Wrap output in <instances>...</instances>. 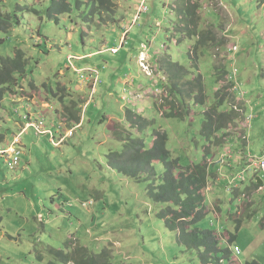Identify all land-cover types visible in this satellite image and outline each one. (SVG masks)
Wrapping results in <instances>:
<instances>
[{"label":"rangeland","instance_id":"rangeland-1","mask_svg":"<svg viewBox=\"0 0 264 264\" xmlns=\"http://www.w3.org/2000/svg\"><path fill=\"white\" fill-rule=\"evenodd\" d=\"M75 1L67 0L70 13L55 20L47 15L51 0H0L10 16V29L0 33V59L13 58L15 50L27 59L25 74L17 77L18 93L0 106V130L6 133L0 149L20 136L17 111L43 119L59 140L55 146L48 136L28 129L19 139V166L8 171L0 161V264H38L37 250L66 251L70 241L95 254L98 264H203L161 219L167 206L149 197L152 182L129 180L110 168L108 155L122 151L109 131L118 125L147 150L156 133L166 134L171 158L182 168L208 165L205 218L198 228L223 240L236 234L231 247L240 255L233 262L264 264V191L254 189L257 179L264 185V175L250 169L243 182L234 181L251 158L264 154V0H190L200 7L201 34L195 38L182 28L176 0H143L142 13L137 12L142 0H112L109 13L87 23L80 16L88 17L87 9L78 10ZM210 31L216 41L198 57L197 41ZM111 48L117 53L112 55ZM173 64L186 69L188 79H175ZM199 80L205 106L185 94ZM171 84L179 85L172 90L190 102L183 119L163 118L169 105L180 109ZM215 97L224 101L220 112L234 111L240 118L222 149L207 148L201 136ZM70 112H80L81 122L70 120ZM128 112L153 126L144 133H137L141 123L129 130ZM246 115L253 119L243 133ZM224 154L226 166L218 167ZM154 169L160 183L165 168L156 164ZM51 260L46 256L43 264Z\"/></svg>","mask_w":264,"mask_h":264},{"label":"trees","instance_id":"trees-1","mask_svg":"<svg viewBox=\"0 0 264 264\" xmlns=\"http://www.w3.org/2000/svg\"><path fill=\"white\" fill-rule=\"evenodd\" d=\"M176 3L177 16L180 19L182 28L189 30V36L194 38L199 37L201 32L199 31L198 25L201 19L198 17L197 13L200 7L192 6V1L190 0H176ZM75 6L78 10L82 7L87 9L88 17L80 15L83 23H87V19H90L92 16L97 15L101 18L102 12L109 13L113 4L112 0H76ZM70 11L71 5L67 0H51L47 9V15L49 18H55V20H57L58 18L56 17L62 14H69ZM9 17V15L3 13L0 7V33H6L10 29ZM183 29L181 31H183ZM213 41H216V35L214 31H210L202 39H198L197 45L194 48L195 54H198L199 57V52L206 49V46L212 44ZM190 58L192 61V54ZM26 62V56L21 50H15L13 58L0 59V106L7 97L10 99V96H14V94L18 93V90L16 91L19 85L17 77L21 78L25 74ZM173 66H175V69H178L175 71V79L179 82L188 79L189 73L186 69L176 64H173ZM97 83L98 76L96 84ZM170 87L172 93L177 96L176 100L178 101L180 109H176L174 104L169 105L164 109V111L167 112V116L163 117L164 119H183L186 115L190 114V102L194 103L196 106L206 105L204 104L206 91L201 80L198 81L191 91L185 93L188 98H192L190 102L184 101L186 97L183 98L182 95H178L172 90L173 87L180 89L181 87L179 85L171 84ZM223 105H225L224 101L220 98L216 100L215 97L212 107L205 113V122L201 130V136L207 142V148H209L210 145L215 149L217 147L222 149V141L225 142V140H228L229 142L231 140V138H228L230 134L229 131L237 125L240 119L239 115H236L234 111L220 112L221 106ZM22 114L23 116H27L26 121H28V117L30 116L29 113L23 112L21 115ZM128 114L126 123L130 126H128V128H130L129 130H135L138 123L143 125L138 128L139 130H137V133L138 131L144 133L153 126V121L144 120L139 116V114H141L140 111L139 114H134L133 112H128ZM13 115L16 117L15 113H13ZM35 116V114L31 116V120H34ZM249 116L250 115L244 116V119H247ZM69 118L70 120L71 118L75 121L79 120L78 116L71 112L69 113ZM41 120L44 121L43 119ZM246 127L244 130L242 129L243 133H245L247 129H250L249 124H247ZM109 131L112 133L113 137H115V140L122 145L121 153L108 155L110 168L129 180L141 182L142 178L146 177L152 182L148 191L149 197L154 203L167 206V209L163 211L160 216L166 227L177 233L179 242L187 249L196 251L199 260L202 261L203 264H226V261H228L229 264H240L232 261L234 254L231 244L234 243L236 234H228L227 237L229 239L226 238L223 240L221 235L214 231L201 230L198 228V224L205 218L204 211L206 209L207 197L204 195V191L208 188L210 174L208 171L209 166L206 164H199L182 168L178 160H173L171 158L170 152L167 149L168 136L166 134L161 135L159 132L156 133L153 147L147 150L142 140L132 139V135L124 125L114 126L113 129L109 127ZM5 136L6 133L1 129L0 144L3 143ZM223 149L225 150V148ZM18 150L21 152L19 147ZM206 153L209 154L208 151H206ZM156 164H161L165 168V173L160 183L157 180L154 169ZM221 164V162L216 163L218 167L223 166ZM231 167L234 168L232 163H230L228 168ZM236 168L237 167L233 169V174H235ZM241 168L245 167L241 166ZM250 172L252 171H243V174L246 175ZM254 173L257 174L256 172ZM225 179L229 180L228 177L223 176V180ZM240 181H242V179ZM230 182L232 185H236L237 183L233 182V180ZM256 183H254V189H260L261 186ZM237 188L238 187L235 186L236 190H238ZM240 228L241 223L238 222L236 232H238ZM224 243H228L230 247L222 246ZM35 256L38 264H43L46 256L52 259L48 264H98L99 260V258L95 254L90 253L86 247L77 246L72 241L66 244V251L49 248L43 251L37 250ZM245 264L259 263L257 261H252Z\"/></svg>","mask_w":264,"mask_h":264},{"label":"built area","instance_id":"built-area-1","mask_svg":"<svg viewBox=\"0 0 264 264\" xmlns=\"http://www.w3.org/2000/svg\"><path fill=\"white\" fill-rule=\"evenodd\" d=\"M146 8L144 6L143 0L140 2V5L137 9L138 13H142L145 12ZM127 32V30H125L123 33L125 34ZM237 47L234 49L235 52H237ZM111 51L113 52V54L117 53V49L111 48ZM70 60V58H69ZM143 61H146L145 59H142ZM144 63V62H143ZM94 73V71L92 72ZM234 76L236 77V74H234ZM95 84L97 82V75L95 77ZM244 94L242 95L243 98ZM244 102V101H243ZM16 117L20 120V123L23 125V127L21 128L20 131V135L21 134H25L28 129H33L35 135H44V136H48L50 138V140L52 141V143H54L55 146L59 145V140L55 141V136L53 134V131L50 129H46L44 127V121L42 120H37V118H34V120H31V116L30 115L28 118L29 120L26 121L27 116H23L19 114V112H15ZM253 119V116L250 115L246 120L247 122L245 123V127L247 124H249ZM247 128V127H246ZM25 129V130H24ZM19 136H16L14 138V140H12L11 144L6 148V149H0V160L3 164V166L6 167V169L8 171H13L15 168H17L20 164V156H21V152L18 150V147L20 146V141H16V138H18ZM64 139V138H63ZM243 140H246V138H243ZM64 141V140H63ZM228 154H224L221 157V163L224 166L225 165V160L227 158ZM250 169H253L254 172L256 173H260L264 175V154L260 157V158H251L248 161V165L247 168L244 170L245 172L250 171ZM234 182V181H233ZM232 185V183H231ZM264 188L263 186H261V188L259 189V191H263ZM236 255H240V250L236 249L234 252Z\"/></svg>","mask_w":264,"mask_h":264},{"label":"crops","instance_id":"crops-1","mask_svg":"<svg viewBox=\"0 0 264 264\" xmlns=\"http://www.w3.org/2000/svg\"><path fill=\"white\" fill-rule=\"evenodd\" d=\"M97 55V54H96ZM90 56H92V54L90 55ZM80 60H82V59H80ZM80 60H78V61H80ZM83 61V60H82ZM80 66V65H79ZM79 69V68H78ZM78 69H74L75 71L76 70H78ZM83 69H85V68H83ZM80 70H82V69H80ZM118 72V70H116L115 71V73H117ZM117 78V77H116ZM158 86V85H157ZM28 104V103H27ZM65 108H70V107H72L71 105L70 106H67V105H63ZM78 108H80V106H78ZM79 114H80V112L78 113V118H79V120H78V122H81V114H80V116H79ZM109 122H111L110 120H109ZM69 129V128H68ZM65 132H64V134H63V137L62 138H64L65 139Z\"/></svg>","mask_w":264,"mask_h":264},{"label":"bare ground","instance_id":"bare-ground-1","mask_svg":"<svg viewBox=\"0 0 264 264\" xmlns=\"http://www.w3.org/2000/svg\"><path fill=\"white\" fill-rule=\"evenodd\" d=\"M235 54V53H234ZM41 120V119H40ZM60 129H61V127H60ZM60 129H59V132H60ZM23 134H21L20 136H22ZM20 136L18 137V138H16V141H18L19 139H20ZM62 138V137H61ZM245 154V153H244ZM252 171V170H251ZM253 172V171H252ZM243 175L244 174H240V175H238V177H236L235 179H234V181H238V180H240V179H242L243 178ZM263 188H264V185H263ZM264 191V190H263ZM236 192V191H235ZM236 194V193H235Z\"/></svg>","mask_w":264,"mask_h":264},{"label":"water","instance_id":"water-1","mask_svg":"<svg viewBox=\"0 0 264 264\" xmlns=\"http://www.w3.org/2000/svg\"><path fill=\"white\" fill-rule=\"evenodd\" d=\"M257 184L259 185V186H262V182H261V180H259V179H257Z\"/></svg>","mask_w":264,"mask_h":264},{"label":"clouds","instance_id":"clouds-1","mask_svg":"<svg viewBox=\"0 0 264 264\" xmlns=\"http://www.w3.org/2000/svg\"><path fill=\"white\" fill-rule=\"evenodd\" d=\"M234 255H236L234 252H233Z\"/></svg>","mask_w":264,"mask_h":264}]
</instances>
